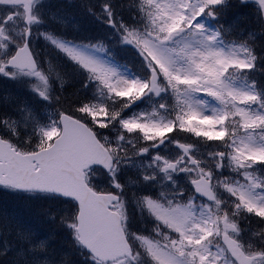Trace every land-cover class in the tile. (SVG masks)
<instances>
[{
  "label": "snow or ice",
  "instance_id": "1",
  "mask_svg": "<svg viewBox=\"0 0 264 264\" xmlns=\"http://www.w3.org/2000/svg\"><path fill=\"white\" fill-rule=\"evenodd\" d=\"M0 195V264H264V0H0Z\"/></svg>",
  "mask_w": 264,
  "mask_h": 264
},
{
  "label": "trees",
  "instance_id": "2",
  "mask_svg": "<svg viewBox=\"0 0 264 264\" xmlns=\"http://www.w3.org/2000/svg\"><path fill=\"white\" fill-rule=\"evenodd\" d=\"M69 18L74 20V26L76 28H79L78 26L81 24L82 27L79 28V29L83 28V31H82L83 34L81 36H103L105 34V29L103 26H100L93 21L85 20L80 14H76L75 16L69 15ZM212 27H214V26H212ZM77 35H78V33H77ZM241 36H242V33L239 31H236L235 34H226L223 37V39H224L225 44H229V43H232L233 41H236L238 39H244V37H241ZM106 47H107V45H106ZM107 55L112 60H114L115 63L118 62V64L120 65L121 68L129 70L131 73L135 72L136 69L134 67L133 68L131 67L136 62L134 51H132V50H129V51L120 50L119 53L115 56V58H113V53H107ZM177 134H178L177 136H179L181 139H187L188 142H194V141H197L199 139L201 141V144L196 146L197 149L199 151L205 150L202 148L203 138H196V137H192V136L190 137L189 135L187 136L183 133H177ZM209 143H211V142H209ZM0 207H7L10 210H16V211L25 212V213L28 211L27 207L22 202L17 201V200H13L11 197H5L3 195H0Z\"/></svg>",
  "mask_w": 264,
  "mask_h": 264
},
{
  "label": "rangeland",
  "instance_id": "3",
  "mask_svg": "<svg viewBox=\"0 0 264 264\" xmlns=\"http://www.w3.org/2000/svg\"><path fill=\"white\" fill-rule=\"evenodd\" d=\"M58 22L61 23V26H59L60 30L71 31V29H72V27H71V26H72V20L69 19V16H68V17H65V18L62 19V20L57 21L56 24H57ZM86 25H87V24H86ZM76 26H77V25H76ZM78 27H79V28L82 27L81 24H80ZM82 31H83V28L81 29V33H78L79 36H81V35L83 34ZM92 54L98 56L100 59L107 60V59L104 57V52H93ZM107 61H109V62L112 64V62H111L110 60H107ZM112 65H113V64H112ZM113 66H114V65H113ZM114 67H115V66H114ZM116 68H117V67H116ZM117 69H118V68H117ZM118 70H119V69H118ZM119 71H121V70H119ZM121 72H123V71H121ZM238 86H239V85H238ZM88 94L91 95L92 93L89 92ZM197 98H198V99L206 100V101L208 102L209 107H208L207 109H205V111L207 112V114H211V108H212V107H217V108L222 107V106L219 104L218 101H216V100L213 99L212 97L207 96L205 93H199V94H197ZM169 102L172 103V104L174 105V104L176 103V100H175L174 98H170ZM146 111H148V112L151 111V106H150L149 104H147V103H145V104H141L138 108H133V109H132V112H135V113H142V112H146ZM129 115H131V113H130ZM240 130H241L240 134L243 135V129H240ZM171 134H172V135H175V132H174V133H171ZM171 134H169V135H171ZM183 134H185V133H183ZM185 135H191V134H185ZM191 136H192V135H191ZM192 137H194V136H192ZM211 143H212L213 145H215V144L218 143V142H211ZM202 148L204 149L203 144H202ZM200 151H201V150H200ZM203 151H204V150H203ZM233 175H234V174H233ZM241 178L243 179V177H241ZM196 203L199 204L197 201H196Z\"/></svg>",
  "mask_w": 264,
  "mask_h": 264
},
{
  "label": "bare ground",
  "instance_id": "4",
  "mask_svg": "<svg viewBox=\"0 0 264 264\" xmlns=\"http://www.w3.org/2000/svg\"><path fill=\"white\" fill-rule=\"evenodd\" d=\"M31 100V97L29 99V101ZM235 179L239 180L241 183H243L244 181L242 179L239 178V176H234Z\"/></svg>",
  "mask_w": 264,
  "mask_h": 264
}]
</instances>
